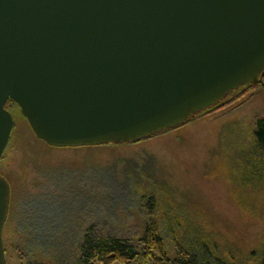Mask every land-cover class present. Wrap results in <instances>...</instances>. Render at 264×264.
Returning <instances> with one entry per match:
<instances>
[{
    "label": "water",
    "instance_id": "95a60500",
    "mask_svg": "<svg viewBox=\"0 0 264 264\" xmlns=\"http://www.w3.org/2000/svg\"><path fill=\"white\" fill-rule=\"evenodd\" d=\"M263 76L264 0H0V158L8 100L50 147L119 146ZM9 200L0 175V264Z\"/></svg>",
    "mask_w": 264,
    "mask_h": 264
},
{
    "label": "rangeland",
    "instance_id": "374dc122",
    "mask_svg": "<svg viewBox=\"0 0 264 264\" xmlns=\"http://www.w3.org/2000/svg\"><path fill=\"white\" fill-rule=\"evenodd\" d=\"M9 109L15 125L0 158L10 186L6 264H77L87 228L135 239L150 218L168 249L172 240L197 251L204 243L243 258L264 237V180L243 179L254 122L264 117V85L239 89L176 129L119 146L50 147L19 107Z\"/></svg>",
    "mask_w": 264,
    "mask_h": 264
},
{
    "label": "trees",
    "instance_id": "16d2710c",
    "mask_svg": "<svg viewBox=\"0 0 264 264\" xmlns=\"http://www.w3.org/2000/svg\"><path fill=\"white\" fill-rule=\"evenodd\" d=\"M246 87H251V85L239 89ZM237 91H233L231 95ZM227 98L224 99V102ZM222 101L199 112L197 115L214 112L219 108L218 104ZM9 105L18 108L12 100H8L4 107L9 112ZM168 131L170 130L165 132ZM251 139L252 149L249 153V160L245 159L247 166L245 169L246 174L243 177L247 183H251L255 179L264 180V117L255 120ZM258 157L261 159L257 160ZM172 242L173 248L168 249L160 234L158 223L151 218L144 224L141 234L135 239L117 237L97 230L95 227H89L84 231L79 244L77 264H264V237H262L256 249L251 250L243 258L218 255L213 245L209 248L203 243L197 251L193 246L183 243L176 244L173 240ZM20 264L40 263L21 262Z\"/></svg>",
    "mask_w": 264,
    "mask_h": 264
},
{
    "label": "flooded vegetation",
    "instance_id": "af4514ba",
    "mask_svg": "<svg viewBox=\"0 0 264 264\" xmlns=\"http://www.w3.org/2000/svg\"><path fill=\"white\" fill-rule=\"evenodd\" d=\"M264 77V76H263ZM263 77H262V79H263ZM263 82V81H262ZM263 85H264V82H263ZM262 85V86H263ZM245 87V86H244ZM230 96H231V94L229 95V96H227L228 98H230ZM224 103V100L222 101V103H220V104H218V105H221V104H223Z\"/></svg>",
    "mask_w": 264,
    "mask_h": 264
}]
</instances>
